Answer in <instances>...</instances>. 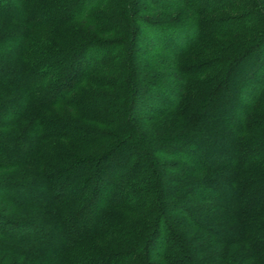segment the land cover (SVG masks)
<instances>
[{
  "label": "trees",
  "instance_id": "trees-1",
  "mask_svg": "<svg viewBox=\"0 0 264 264\" xmlns=\"http://www.w3.org/2000/svg\"><path fill=\"white\" fill-rule=\"evenodd\" d=\"M177 1L194 22L140 18L141 0H0V130L19 129L0 174L35 168L0 179L3 264H264V0ZM222 9L241 14L200 18ZM74 24L115 38L60 40ZM143 31L166 57L141 71ZM169 116L178 131L144 130Z\"/></svg>",
  "mask_w": 264,
  "mask_h": 264
},
{
  "label": "rangeland",
  "instance_id": "rangeland-1",
  "mask_svg": "<svg viewBox=\"0 0 264 264\" xmlns=\"http://www.w3.org/2000/svg\"><path fill=\"white\" fill-rule=\"evenodd\" d=\"M152 2H147V1H143L141 0V4H140V9H141V12L139 14V17L140 18H154V19H157V20H169L170 18L172 19H176V18H180L182 19L181 22L183 23H192L194 22V18H197L196 15H194L192 12H187L186 9L184 7H175L174 5H176L178 3L177 0H166L165 2H163L162 0H151ZM161 3L163 5H165L166 7L170 6V8L172 9H167V10H163V11H158V12H146V9L145 8H151L153 6L152 3ZM200 2V3H199ZM215 2V1H214ZM214 2H209L207 0H198V3L199 4H215L217 5L216 3ZM222 2V1H221ZM3 7V4L0 3V9ZM149 11V10H148ZM100 14H106V12H101ZM241 14V11H234V10H219V11H215L212 15H205L200 18H226V17H238L239 15ZM189 18V19H188ZM168 22V21H167ZM177 21H175L176 23ZM178 23V22H177ZM1 26V25H0ZM143 38H141L139 41H138V44H142L143 47L145 48L146 52H144V54H141V56H139V60L142 64V70L141 71H144V69L146 68H149L153 65V62H151V57H154L158 54V52H156L155 50H153V48H148L146 47L148 44L146 43V33L145 31H143ZM87 36H92L94 38H97L98 40H100L104 45L107 43L106 41L104 42V40H107L109 38H115V35H108V36H98L97 33L88 28L86 24H81V25H77V24H74L72 25L69 29H66V30H63V31H60L59 33V38L60 40H66L68 43H71V42H74V41H77V40H80V39H84L85 37ZM34 38H36V41L38 42H45L44 40L42 39H45L46 41H49L51 39V35H47V36H44L42 37V35H38V34H35L34 35ZM218 42H224L223 45H227L229 48H237L239 45H244V44H247V38H245L244 36L243 37H239L237 39H232V40H222V41H218ZM142 47V46H141ZM180 46H175L174 45V48H179ZM142 49H140L141 51ZM96 53V51H95ZM91 54L93 55L94 53L91 52ZM103 54V56H108V58H110L111 55H113L112 53H108L106 51H103L101 52V55ZM204 52H201L199 54V56L196 58L193 54L188 58H186L184 60L185 63L187 62H192V61H195L197 60L198 58H202ZM100 55V56H101ZM116 56V55H114ZM159 60L162 59V58H165L166 56L163 55V54H159L157 55ZM93 58L92 56L90 55H86L85 56V59L83 60L82 64L83 65H89L93 62ZM96 63V62H95ZM117 62H113L110 67L113 69L115 68ZM108 67V68H110ZM234 87L238 88V91H240V83L239 82H234ZM85 86V84H84ZM94 88V87H93ZM92 87H90V89L93 90ZM5 90L7 89H3V88H0V98L3 96L2 95V92L4 93ZM101 89H96L95 91H100ZM102 90L104 92H113V89L111 88H102ZM101 90V91H102ZM8 91V90H7ZM237 95L240 96V99L241 100H244L247 98V95L246 93H244L243 91L241 92H237ZM159 100H164L167 98V95H164L162 93V91H160L158 97H157ZM141 100L137 102V106L140 104ZM153 102V101H151ZM151 102H148L147 103V107L149 108V106H154V102L153 104ZM55 111L57 112V114L60 116V118L62 119H72V120H79L81 119L79 116L80 114L78 113H75V112H67L63 107H59L58 109H55ZM239 111H240V106L238 105L235 109L232 108V109H227V116L224 118V121H228V120H231V121H236L238 119V114H239ZM66 113V114H65ZM79 117V118H78ZM227 118V120H226ZM229 122V121H228ZM145 125V124H144ZM183 125V120L180 116H169V117H163L161 119H159L158 121H155L149 125H146L144 127V130L147 131V132H155V131H169V130H172V131H178V129L181 128V126ZM19 129L16 128V129H6V130H0V138H9V137H12V136H15L17 135ZM69 148H71L70 150L71 151H74V147H71L70 145H67ZM192 153L188 154L190 155V157L192 159H198V160H201V161H206L207 158L204 156V154H202L201 152L195 150V149H192ZM185 153V151H183ZM228 156L227 155H223L221 156L220 158L222 160H226ZM7 156L3 155L0 157V162L1 160H4L6 159ZM39 161V160H38ZM42 161V160H41ZM35 168L33 167H23L19 170H12V171H6L4 173H1L0 174V179L2 178H9L10 180H17V178L19 179V177L21 176H24V175H27V174H31ZM20 213H22V211H19V210H14V211H10L8 212L7 214H10L11 216H17V215H20ZM220 250V249H218ZM3 256V255H2ZM2 259L3 257H0V264H3L2 263ZM5 261V260H4ZM15 261V262H14ZM13 262L15 264H19L22 262V260H18V259H11V261L8 263V264H13ZM7 263V262H6Z\"/></svg>",
  "mask_w": 264,
  "mask_h": 264
}]
</instances>
